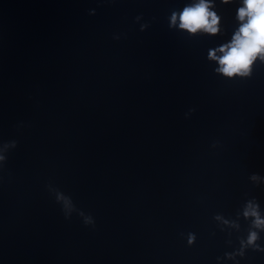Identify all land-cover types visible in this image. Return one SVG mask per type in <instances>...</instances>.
Returning a JSON list of instances; mask_svg holds the SVG:
<instances>
[{"label":"water","instance_id":"water-1","mask_svg":"<svg viewBox=\"0 0 264 264\" xmlns=\"http://www.w3.org/2000/svg\"><path fill=\"white\" fill-rule=\"evenodd\" d=\"M195 2L0 0V264H264L226 256L264 215V57L218 71L243 0L169 26Z\"/></svg>","mask_w":264,"mask_h":264},{"label":"clouds","instance_id":"clouds-1","mask_svg":"<svg viewBox=\"0 0 264 264\" xmlns=\"http://www.w3.org/2000/svg\"><path fill=\"white\" fill-rule=\"evenodd\" d=\"M222 3H231V0H222ZM243 7L237 10V19L241 21L239 30L235 33L230 44H225L217 50L209 53V58L218 60L221 67L218 71L225 76H250L252 65L257 57H264V0H243ZM215 0H198V2L186 4L182 11H172L169 17V26L175 28L178 24L181 30H187L191 34L205 32L208 34H217L220 31L218 25L221 22V16L218 15ZM141 17H137L140 20ZM148 25H142L141 30ZM222 52V57H217L216 52ZM16 146V141L0 143V167L7 159L6 153L9 149ZM260 176L253 174L250 179L258 180ZM57 201L63 202L66 211L74 209L70 197L62 193L57 194ZM84 216L83 212L79 213ZM245 219H251V226L248 230L247 238H241L238 251L235 253H226L229 259L236 256H243L245 250L249 247L264 251V248L257 243L260 240L259 229L264 231V215H262L260 205L255 199L248 200L242 213ZM67 216H70V212ZM219 218V217H216ZM86 224H93L90 216L85 217ZM196 241L194 233L188 234V244L192 245Z\"/></svg>","mask_w":264,"mask_h":264}]
</instances>
